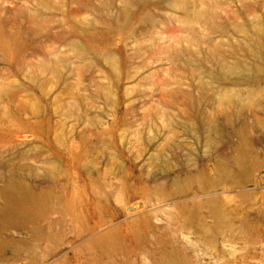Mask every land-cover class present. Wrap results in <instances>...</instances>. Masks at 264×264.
I'll return each mask as SVG.
<instances>
[{
    "label": "rangeland",
    "instance_id": "374dc122",
    "mask_svg": "<svg viewBox=\"0 0 264 264\" xmlns=\"http://www.w3.org/2000/svg\"><path fill=\"white\" fill-rule=\"evenodd\" d=\"M0 264H264V0H0Z\"/></svg>",
    "mask_w": 264,
    "mask_h": 264
},
{
    "label": "bare ground",
    "instance_id": "6f19581e",
    "mask_svg": "<svg viewBox=\"0 0 264 264\" xmlns=\"http://www.w3.org/2000/svg\"><path fill=\"white\" fill-rule=\"evenodd\" d=\"M257 71H259V70L256 69L255 71H250L248 69L246 71H243V75H244L245 78H254V77L256 78L257 77V74H258Z\"/></svg>",
    "mask_w": 264,
    "mask_h": 264
}]
</instances>
